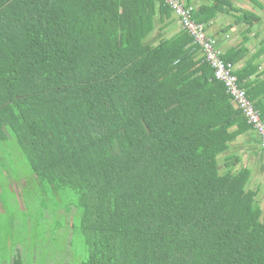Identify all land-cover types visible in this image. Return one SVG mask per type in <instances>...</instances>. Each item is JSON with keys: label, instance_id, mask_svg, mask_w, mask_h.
<instances>
[{"label": "trees", "instance_id": "16d2710c", "mask_svg": "<svg viewBox=\"0 0 264 264\" xmlns=\"http://www.w3.org/2000/svg\"><path fill=\"white\" fill-rule=\"evenodd\" d=\"M181 1L219 43L208 26L235 8ZM173 17L167 0H0V146L63 194L80 264H264L259 191L229 153L255 129L178 17L164 36ZM220 48L264 119L258 56L237 69Z\"/></svg>", "mask_w": 264, "mask_h": 264}, {"label": "rangeland", "instance_id": "374dc122", "mask_svg": "<svg viewBox=\"0 0 264 264\" xmlns=\"http://www.w3.org/2000/svg\"><path fill=\"white\" fill-rule=\"evenodd\" d=\"M255 1L247 0L246 4L263 13ZM225 16L229 22L235 21L233 16ZM260 25L252 32L256 35L250 41L251 49L257 50L264 43V23ZM164 36L169 33L166 31ZM234 37L243 39L240 33ZM223 42L220 38V47ZM6 150L0 146V264H11L18 254H22L25 264H80L82 245L69 224L71 212L61 208L66 207L63 194L57 196L52 185L46 188L32 174L21 150Z\"/></svg>", "mask_w": 264, "mask_h": 264}, {"label": "crops", "instance_id": "0c3cea01", "mask_svg": "<svg viewBox=\"0 0 264 264\" xmlns=\"http://www.w3.org/2000/svg\"><path fill=\"white\" fill-rule=\"evenodd\" d=\"M246 1L227 0V2H229V4H231L235 9H231L229 13H226L224 10L218 11L214 20H212L208 26V32L212 35L220 34L219 39L222 38V41H224L222 43V49L224 51L234 47L233 49L238 53L235 55L237 58L235 67L237 69H242L248 62L252 61V57L258 56L254 58L253 61L259 66V72L252 76V81H256V78L260 73L263 75L260 76L261 79L264 78V43L259 47V49L255 50L251 49L250 41L256 35V32L252 34L255 27L261 26L260 24L264 23V11L263 13H260L259 11L249 8ZM190 3L195 9H198L203 5L211 6L213 0H190ZM229 4L227 3L225 8H231L229 7ZM255 4L259 6L261 10H264V0H256ZM242 11L256 13L261 16V21L249 29L248 24L242 23L238 20ZM225 14L233 16L235 21L229 22L228 16H225ZM173 20L174 23L171 27L169 26L168 30H166L169 33V36L165 37H170L182 29L179 19L175 14ZM165 28H167V26H165ZM157 30L159 31V29ZM236 33H240V36L243 35L242 41H240V39L237 40V38L234 37V34ZM226 38L227 40H225ZM257 86L262 87L264 90V81ZM261 101L264 105V96ZM230 146L231 149L229 153L239 155L241 157L240 165L248 167L252 171L250 189L256 190L257 192L259 191L260 195L258 194V196H260V198H258V200L260 201V207L263 210L262 218L264 220V147L262 145L261 137L258 135L256 130H251L237 137L231 142ZM261 196H263V198H261Z\"/></svg>", "mask_w": 264, "mask_h": 264}, {"label": "built area", "instance_id": "2783aa9c", "mask_svg": "<svg viewBox=\"0 0 264 264\" xmlns=\"http://www.w3.org/2000/svg\"><path fill=\"white\" fill-rule=\"evenodd\" d=\"M182 26L194 36L195 41L203 48L207 61L215 68L216 78L222 81L233 96L235 104L243 111L249 122L260 135L264 147V119L254 103L248 98L247 91L238 83L233 67L226 65L220 58L221 48L218 41L211 37L203 24L193 20V7H187L181 0H167Z\"/></svg>", "mask_w": 264, "mask_h": 264}, {"label": "bare ground", "instance_id": "6f19581e", "mask_svg": "<svg viewBox=\"0 0 264 264\" xmlns=\"http://www.w3.org/2000/svg\"><path fill=\"white\" fill-rule=\"evenodd\" d=\"M83 256V255H82Z\"/></svg>", "mask_w": 264, "mask_h": 264}]
</instances>
